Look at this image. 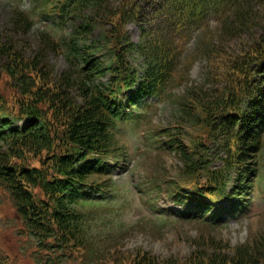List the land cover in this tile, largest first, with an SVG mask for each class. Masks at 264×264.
I'll use <instances>...</instances> for the list:
<instances>
[{"label":"trees","instance_id":"16d2710c","mask_svg":"<svg viewBox=\"0 0 264 264\" xmlns=\"http://www.w3.org/2000/svg\"><path fill=\"white\" fill-rule=\"evenodd\" d=\"M38 1L41 17L55 16L59 29L67 26L63 36L40 32L37 45L31 47L23 38L33 26L32 16L18 9L0 29V186L10 194L28 230L42 237L53 233L56 225L57 240L63 244L84 238L81 219L66 207L65 197L76 184H99L88 177L82 160L115 143L108 131L112 115L102 107L106 100L100 78L105 65L94 59L96 52L110 40L129 63L128 69L141 67L129 56L136 54L151 68L150 78L158 76L163 82L175 60L171 48L175 44L165 35L171 34L165 24L177 33L194 17H219L217 28L225 27V36H200L194 54L206 62L203 83L186 86L171 99V118L159 133L163 131L167 145L173 147L179 173L196 186L212 184L209 189L215 192L208 194L216 199L239 195L237 190L249 187L257 165L264 178V0ZM149 9L154 15L150 20ZM159 17L162 22L154 27ZM129 21L141 26L138 45L130 44L124 33ZM245 37L251 43L227 58L213 44L216 39ZM53 56L63 58L65 67L59 72L48 62ZM89 59L93 61L86 64ZM129 77V71L121 70L111 86L126 85ZM18 119L30 124L11 129ZM220 154L225 155L218 158L223 160L221 167L210 168L209 158ZM31 155L34 164L28 166ZM35 165L45 166L44 171ZM206 243L194 252L195 264H264L262 234L233 248L212 238ZM119 256V264H124L127 257ZM132 264L175 263L139 250Z\"/></svg>","mask_w":264,"mask_h":264},{"label":"rangeland","instance_id":"374dc122","mask_svg":"<svg viewBox=\"0 0 264 264\" xmlns=\"http://www.w3.org/2000/svg\"><path fill=\"white\" fill-rule=\"evenodd\" d=\"M17 3L21 5L15 0H0V29L6 24L10 12L17 6ZM27 5V1L24 0L20 8ZM48 24L49 21L37 22L28 35L23 38L26 44L32 45L31 47L37 45L36 36L40 34V31H44L43 28ZM210 28L215 38H224L225 27L220 29L221 27L217 28L213 24ZM127 30L131 39L137 41L140 35L137 26L128 24ZM250 43L251 39L247 40L246 37L243 41L242 39L240 41L220 40L215 42V46H217L215 50H218L217 53L220 51L223 54L222 57L227 58V56L243 50V47ZM192 49L193 45L186 48L187 57H184L182 65L188 64L190 67L187 76L182 79L181 73L184 67L180 69L173 91L176 92V95L183 93L186 84V86L202 84L204 62L196 59L191 62ZM48 62L57 72L65 67L63 59L59 56L51 57ZM155 103L160 108L154 117L153 124L156 127L162 124L165 126L171 118L172 108L166 102L165 104ZM137 136L144 138L141 133L136 135L130 133L126 138L129 142L127 144V161L120 160V167L113 169V178L120 185L118 201L108 207H101V211L94 214L93 236L95 243L107 247L117 255L124 252L123 256H127L137 249H142L160 258L174 257L184 260L195 248L199 247V244L203 246L211 238L233 248L249 242L260 234L264 235V196L258 189H256L251 202L248 203L249 207L243 213L219 224L216 229L199 221H182L169 215L171 214L169 209H180L181 207L173 205L169 197L160 193L155 186H153L154 191L140 192L136 183H147L149 177H152L154 179L149 180V184H151L156 180L175 176L180 165L178 158L173 152L156 149V144L152 145L153 149L151 150L145 149L146 141L144 140L134 146ZM157 195H159L158 198L153 201V205H150V198H155ZM151 206L158 211H152ZM163 208L168 210L162 211V214L160 210ZM14 216L9 195L6 190L0 187V261L2 264H34L29 259L30 242L33 243V241L17 232L16 227L21 224L13 220Z\"/></svg>","mask_w":264,"mask_h":264}]
</instances>
